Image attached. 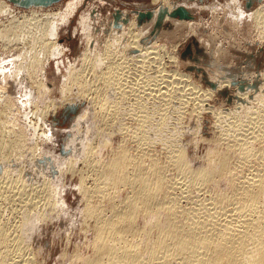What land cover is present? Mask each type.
Listing matches in <instances>:
<instances>
[{
  "label": "bare ground",
  "instance_id": "obj_1",
  "mask_svg": "<svg viewBox=\"0 0 264 264\" xmlns=\"http://www.w3.org/2000/svg\"><path fill=\"white\" fill-rule=\"evenodd\" d=\"M84 2L24 9L0 0V19L8 20H0V39L5 49L21 50L0 60V264H41L43 248L37 249L36 234L54 214L62 218L67 211L61 187H66L69 174L80 180L83 216L94 221L93 253L75 254V261L264 264V162L263 169L250 163L253 157L264 160V148L255 147L264 143V84L234 89V105L224 108L216 106V101L224 104L218 92L222 85L233 88L235 70L218 67L217 73H227L222 77L226 83L221 80L215 90L189 72L174 68L166 73L168 61L177 66L179 56L163 54L164 44L155 39L161 28L153 35L149 26L155 25L162 5L169 12L180 5L193 12L192 3L174 0H153L159 4L152 8L155 17L142 26L137 14L116 8L118 25L113 21L102 29L91 6L75 29L86 38L80 65L66 68L61 30ZM218 6L228 10L233 26L248 21L264 39V1L249 13L240 0L217 3L214 10ZM171 19L166 14L165 22ZM190 24L193 28L197 22ZM101 32H109L103 43ZM52 62L58 72L66 68L58 100L50 97L55 88L48 86ZM60 108L66 109V120L75 118L72 137L62 149L65 156L47 146L54 135L48 118ZM206 114L213 118L214 135L209 138L200 131ZM21 115L34 121L22 124ZM192 134L195 147L203 141L209 145L198 167L197 155H191L186 142ZM119 135L123 138L117 143ZM171 170L176 175L171 176ZM220 179L226 190L218 189ZM191 186L198 193L213 186L216 196L191 207L182 201ZM141 218L144 225L138 223Z\"/></svg>",
  "mask_w": 264,
  "mask_h": 264
},
{
  "label": "rangeland",
  "instance_id": "obj_2",
  "mask_svg": "<svg viewBox=\"0 0 264 264\" xmlns=\"http://www.w3.org/2000/svg\"><path fill=\"white\" fill-rule=\"evenodd\" d=\"M68 1L69 0H63L60 3H62L63 5V3H68ZM152 1L153 0H85V2L78 10L77 14L72 17L70 24L63 26L61 30L59 43L63 44V46L67 48L65 55V58L67 59L66 68L70 63H76L79 66V60L82 56L80 54L83 53L86 48L85 36L79 31L75 33V29L78 25V20L83 12L89 11L90 7L92 6L95 15L97 14V16H99V19H97L98 27H101V29L109 28L110 24L115 21L114 13L116 11V8H121L126 12H132L134 10L148 7L155 9L159 4H155ZM174 1L182 4L183 1L192 3L191 8L193 9V13L197 17L194 21L197 22V24H193V28H191L190 23H194V21H190L189 23V21L184 22L180 19L176 21L175 19H171L164 22L163 26L160 29L161 33L159 34V36L157 35L155 39H158L159 42L164 44L165 50L163 54L165 53V51L166 53H176L179 56L180 60V63H178L177 66L175 65V63H171L168 61V65L166 66V73H171V71L175 69L189 72L193 76L194 80L201 82L204 87L215 90L216 87L213 89L210 83L217 82V88L220 86L221 80H224V83H226V78L222 77H226L227 73H217L218 67L219 69L224 70L226 66V68L235 70L236 72H238L237 77L230 79V81H233V83L236 82L231 86L233 88H227L222 85V87H220L221 89L218 92V98L221 101L224 100L222 101L224 104H219L218 101H216V106H223L224 108L234 105V96L232 94L234 93V89H242L240 87V84L245 87L244 89L252 86L254 87V85H256L257 88H260V86L264 84V39L261 38V36H256L257 30H255V28H253L248 21L240 23L239 25H237L236 23V26H233L228 14V10H226V8L222 9V6H218V10H214V7L217 3L223 5L227 0H206V2L203 0ZM263 1H257L254 8L260 6ZM240 2L245 8L246 0H240ZM62 5L56 6V9L62 7ZM245 10L247 9L245 8ZM249 11L250 10H247V13H249ZM0 20L5 21L6 23L8 21L6 17H2ZM147 23L148 22L144 24ZM185 24L188 27H185ZM149 27V33L151 34L153 26ZM108 33L109 32H107V34ZM101 34L102 35H100L99 40H101V42L103 43L107 37V34L102 32ZM2 42L3 40L0 39V60L3 57H6V53L7 56H11L21 51L20 49H16L17 51L5 49ZM174 46H176V48ZM218 49L219 54L215 55V52H217ZM165 56L167 57V54H165ZM215 61H218L219 65H214L213 63ZM52 65L53 68L50 67L48 69V86L51 88H55L52 91L50 97L52 99L54 98L58 100L62 97L59 88L63 82V76L66 74V68H63L62 72H58L55 62H52ZM197 67H199L201 70H197ZM9 90H11L10 92L12 95L17 94L14 88L11 89L10 87ZM13 91H15V94L13 93ZM134 97L135 96H131V99H134ZM88 105V101L82 102L80 110H82V108L84 110ZM42 107L43 106H41V108ZM65 110V108H60L56 114H52L48 118L49 124H52L51 126H53L54 135L52 137V142H49L47 146L50 149L54 150L56 154H60L61 156H65L63 150L64 148H66L68 140L72 137L71 130H73V128L71 126L75 122V118H69L66 120L64 115ZM78 113L79 112L75 113L74 115ZM74 115H72V117H74ZM30 117L31 116L25 115L24 117V115H21V117L19 118V122L28 125L31 123V121L29 120L34 121V119H30ZM205 117L206 121L203 123L204 128H201L200 131L203 136L209 138L210 136L212 137L214 135L212 132L213 118L210 116V114H206ZM187 118H189V115L187 116ZM134 120L135 119H133V123L135 124ZM39 128L40 130L38 131L43 132V127L41 128L40 126ZM84 128L85 127L83 126L82 129ZM122 138V135H119L118 137H115V140L117 143H119ZM193 139L194 135H189L186 142L190 143L189 151L191 155H197V160H195V163H198L196 165L198 167L202 165L203 157H205L209 145L207 142L203 141L199 143V147H195L194 144H192V142L194 141ZM262 146H264V143L255 144V147H257L258 149L264 148ZM159 153L162 161L167 162V158L165 157V155H163L165 152L162 151L161 148H159ZM262 162H264V160L261 161L258 157H253L250 161L253 167L260 166ZM260 167L263 169L262 166ZM243 172L245 173L247 171ZM170 175H176V170H171ZM79 181L80 180L77 175L75 177H72L71 174H69L66 177V187H64V185L62 184L61 195L63 196V198L65 199V203L67 204L65 207V210L67 211L62 214V218H58L57 214H54L53 220L51 222L42 224V227H40L37 231V240L35 242V245L37 249L41 247L43 248V250L40 252L41 255L38 256V262L41 264H82L80 261H75V254L89 256L93 253L92 241L94 239V234L91 229L94 221L92 219H90L92 221H90L89 219L86 220L81 212L84 202L82 201V196L80 195L77 188ZM217 187H219L218 189L226 190V182L221 181L220 179L218 181ZM208 189L209 191L207 192L199 191L198 193V190H196L194 186H191L187 189L188 195L186 194V192L184 193L185 195H187L184 196L188 199L186 200L185 198V200L182 201H184V204H190L191 207L197 206L196 204H201L199 202L203 198L209 199V197L212 198V196H216V189L213 186H208ZM201 192L204 193L201 194ZM120 194L124 195L125 192H121ZM105 205L107 204L103 203V206ZM205 207L207 208L208 204ZM209 207H211V205H209ZM83 219H85L86 221L84 220V222ZM144 222L145 220L143 218L138 221L139 225H144ZM85 229L87 230L86 232ZM81 244L83 246H81ZM63 253L65 254L63 255Z\"/></svg>",
  "mask_w": 264,
  "mask_h": 264
},
{
  "label": "water",
  "instance_id": "obj_3",
  "mask_svg": "<svg viewBox=\"0 0 264 264\" xmlns=\"http://www.w3.org/2000/svg\"><path fill=\"white\" fill-rule=\"evenodd\" d=\"M8 1L12 2L14 5H16L18 7H21L24 9H30L33 7H35V8H48V7L59 4L63 0H8ZM257 1L261 2L262 0H246L245 8L247 10L253 9L255 7V4ZM132 12L134 14L138 15L137 16L138 26H142L146 22H148V23L150 21L152 22V20L155 17V13H156L155 10H153L152 8L147 9V10L138 9V10H134ZM119 14H120V11H117V13L114 14V18H115L117 25H118V21L120 20ZM166 14H169L172 18L181 19L184 21L196 20L195 14L192 11H190L188 8H186L185 6H182V5L177 6L175 9H173L171 12H169L168 7L162 5L158 8L157 18H156L155 25L153 26V30H152L153 35H156L158 30L163 26V24L165 22ZM197 70H201V69L199 67H197ZM210 85L214 89L215 87H217L218 84H217V82H212V83H210ZM240 87L242 89L245 88L241 84H240ZM254 87H256V85H254Z\"/></svg>",
  "mask_w": 264,
  "mask_h": 264
},
{
  "label": "crops",
  "instance_id": "obj_4",
  "mask_svg": "<svg viewBox=\"0 0 264 264\" xmlns=\"http://www.w3.org/2000/svg\"><path fill=\"white\" fill-rule=\"evenodd\" d=\"M203 1H205L206 2V0H203ZM208 1V0H207Z\"/></svg>",
  "mask_w": 264,
  "mask_h": 264
}]
</instances>
